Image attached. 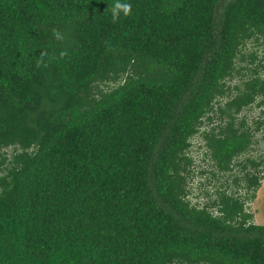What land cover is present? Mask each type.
I'll use <instances>...</instances> for the list:
<instances>
[{"label": "trees", "instance_id": "1", "mask_svg": "<svg viewBox=\"0 0 264 264\" xmlns=\"http://www.w3.org/2000/svg\"><path fill=\"white\" fill-rule=\"evenodd\" d=\"M116 2L0 0V264H264L243 204L264 158L235 160L241 108L264 104V51L243 50L264 0H119L113 22ZM201 124L211 174L239 165L248 194L189 202Z\"/></svg>", "mask_w": 264, "mask_h": 264}, {"label": "rangeland", "instance_id": "2", "mask_svg": "<svg viewBox=\"0 0 264 264\" xmlns=\"http://www.w3.org/2000/svg\"><path fill=\"white\" fill-rule=\"evenodd\" d=\"M258 46V47H257ZM256 49L257 53L263 52L264 47L260 45H256L252 41H247L243 50L248 51L251 49ZM264 72V70H263ZM239 80L236 74L232 76L230 79H227L226 82L228 84H232ZM258 98H256V101ZM254 100L250 105L241 108L240 113L237 118L240 116H245L249 128H251V146L250 149L246 150L245 153L239 154L235 160H242L245 156L257 157L261 156L264 158V125L255 128L254 120L255 118H261L262 122L264 120V115L259 113L260 109L264 106V104L257 105ZM214 123L216 119L214 117ZM211 122V123H213ZM204 125V124H203ZM206 127V126H205ZM192 146L189 150H187L188 154L191 157V163L185 168V176H186V188H187V199L190 203L201 204L208 196L214 197L215 189L224 188L226 191H234L235 193L242 196V194L249 193V191H245V186L242 184L235 186L234 183L231 182V178L234 174H238L240 172L239 165H233V168L230 171L219 172L217 171L215 175L211 174V171L215 169L212 164L211 159L204 154V147L202 140L198 139L192 140ZM200 143L197 146V143ZM235 163V162H234ZM259 177H258V185L254 190V194L250 198H246L244 201V206L246 210H248L251 214V220L256 223L264 222V166L261 168L260 165ZM251 169V167H249ZM210 170V171H209Z\"/></svg>", "mask_w": 264, "mask_h": 264}, {"label": "clouds", "instance_id": "3", "mask_svg": "<svg viewBox=\"0 0 264 264\" xmlns=\"http://www.w3.org/2000/svg\"><path fill=\"white\" fill-rule=\"evenodd\" d=\"M112 20L113 22H115L116 20L119 19L120 13L122 12L124 16H128L131 14L132 11V6L129 3H121L119 2V0H117V2L114 4V6L112 7ZM53 35L55 37V39L57 40H62L63 36L59 33L58 30L53 29ZM61 55H66V53H61ZM39 66V65H38ZM200 131L197 129L196 132L193 133L192 137H191V145L193 143V139H198L199 141H201V137L199 135ZM203 142V141H202ZM200 143H197V146H199Z\"/></svg>", "mask_w": 264, "mask_h": 264}, {"label": "built area", "instance_id": "4", "mask_svg": "<svg viewBox=\"0 0 264 264\" xmlns=\"http://www.w3.org/2000/svg\"><path fill=\"white\" fill-rule=\"evenodd\" d=\"M214 108H215V104H214ZM203 127V124H201L200 126H198V130L200 131Z\"/></svg>", "mask_w": 264, "mask_h": 264}]
</instances>
